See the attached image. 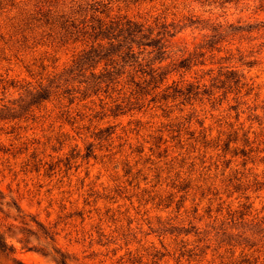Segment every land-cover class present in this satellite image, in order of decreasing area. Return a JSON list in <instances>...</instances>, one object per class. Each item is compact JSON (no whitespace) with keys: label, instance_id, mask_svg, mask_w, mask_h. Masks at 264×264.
Returning a JSON list of instances; mask_svg holds the SVG:
<instances>
[{"label":"rangeland","instance_id":"rangeland-1","mask_svg":"<svg viewBox=\"0 0 264 264\" xmlns=\"http://www.w3.org/2000/svg\"><path fill=\"white\" fill-rule=\"evenodd\" d=\"M107 14L174 35L97 78ZM0 190L23 264H264V0H0Z\"/></svg>","mask_w":264,"mask_h":264},{"label":"trees","instance_id":"trees-1","mask_svg":"<svg viewBox=\"0 0 264 264\" xmlns=\"http://www.w3.org/2000/svg\"><path fill=\"white\" fill-rule=\"evenodd\" d=\"M95 3V4H94ZM91 3L89 8L92 10H99L103 12L105 9V4L100 2ZM97 4V6H95ZM83 5L78 3L75 8L69 12H58L53 17L50 14L45 12V21H58L61 27L64 28H75L78 23L83 22L79 19ZM83 32L86 35L87 47L83 49L74 59L73 64L76 66H82L87 64L90 68H95L100 61H104V72H100L99 75H95L94 71H91L94 77H99L100 75H109L116 73L119 68L123 67L126 64H132L136 62L139 58L140 53L143 52V49L146 46H151L152 50L155 49L157 53H162L166 50L167 38L166 35H174L173 31L165 29V25L162 29H158L155 33L153 28L150 26H145L144 22H139L137 20L131 19L126 15H115L109 17L108 14L105 17H97L90 15V19ZM133 61V62H132ZM161 59L159 60V62ZM152 64V62H146V64ZM137 64L141 65V61H137ZM118 65V67H116ZM179 67H187L186 57L180 59L179 63L176 65ZM110 67V68H108ZM163 65H151L147 69L140 67L141 72L147 73L150 75L151 79H156L157 76H160V79L164 77L163 74ZM112 68V69H111ZM124 69L122 70V72ZM1 194V190H0ZM6 206L8 212L11 209V202L6 201ZM3 202L0 201V212H4ZM14 207L17 211H21L20 205L14 203ZM6 217H11V214L5 213ZM18 216V215H17ZM16 216L13 217L16 220ZM29 221L40 224L35 217H31ZM27 224L28 221H22ZM9 222V227L11 226ZM46 234H49V231L44 230ZM11 233L9 229H4L1 227L0 222V253L4 254L7 257L12 258L15 264H23V262L17 258L16 246L11 242ZM54 240L53 236H50ZM56 250V249H55ZM57 251V250H56ZM59 253L56 258L59 264H68V261L64 255Z\"/></svg>","mask_w":264,"mask_h":264}]
</instances>
